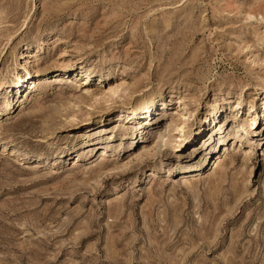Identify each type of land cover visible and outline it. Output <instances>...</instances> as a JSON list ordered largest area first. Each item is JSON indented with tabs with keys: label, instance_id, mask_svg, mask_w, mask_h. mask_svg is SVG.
<instances>
[{
	"label": "rangeland",
	"instance_id": "374dc122",
	"mask_svg": "<svg viewBox=\"0 0 264 264\" xmlns=\"http://www.w3.org/2000/svg\"><path fill=\"white\" fill-rule=\"evenodd\" d=\"M263 102L264 0H0V264H264Z\"/></svg>",
	"mask_w": 264,
	"mask_h": 264
},
{
	"label": "bare ground",
	"instance_id": "6f19581e",
	"mask_svg": "<svg viewBox=\"0 0 264 264\" xmlns=\"http://www.w3.org/2000/svg\"><path fill=\"white\" fill-rule=\"evenodd\" d=\"M28 55H30V54H28ZM84 74V73H83ZM22 82H23V80H22ZM28 84V83H27ZM24 87V86H23ZM24 98L26 99L27 98V95H24ZM263 104H264V102H263ZM7 107V106H6ZM239 107V104L237 103L236 105H235V109L236 108H238ZM253 106H249V108H248V111L249 110H251V108H252ZM6 109V108H5ZM240 109V108H239ZM219 109H217L215 112H217ZM232 110V109H231ZM215 112H214V114H215ZM238 112V111H237ZM213 114V115H214ZM213 117V116H212ZM236 117V116H235ZM209 119H210V117H209ZM219 123V122H218ZM239 128L237 127V130H236V132H238L239 130H238ZM240 129H242V130H245V126H244V124L240 127ZM165 134L163 133V135H161L160 134V136H159V138H160V141H159V145L161 146V147H164L165 146V141H163V139L165 138ZM159 146V147H160ZM212 151H214V149H212ZM103 152V151H102ZM234 163V162H233ZM153 175V174H152Z\"/></svg>",
	"mask_w": 264,
	"mask_h": 264
}]
</instances>
